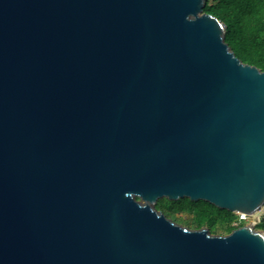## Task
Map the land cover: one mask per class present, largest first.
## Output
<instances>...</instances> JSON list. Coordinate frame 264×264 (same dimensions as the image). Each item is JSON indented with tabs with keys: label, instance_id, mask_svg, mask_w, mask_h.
<instances>
[{
	"label": "water",
	"instance_id": "1",
	"mask_svg": "<svg viewBox=\"0 0 264 264\" xmlns=\"http://www.w3.org/2000/svg\"><path fill=\"white\" fill-rule=\"evenodd\" d=\"M205 1L0 0V264H264L155 208L264 204V70Z\"/></svg>",
	"mask_w": 264,
	"mask_h": 264
},
{
	"label": "trees",
	"instance_id": "2",
	"mask_svg": "<svg viewBox=\"0 0 264 264\" xmlns=\"http://www.w3.org/2000/svg\"><path fill=\"white\" fill-rule=\"evenodd\" d=\"M203 12L224 24L223 40L241 62L264 70V0H206ZM157 204L185 217V226L190 229L205 228L214 235H227L245 226L236 213L203 200L160 198L156 209ZM236 221L239 223L235 225ZM254 227L264 231V212Z\"/></svg>",
	"mask_w": 264,
	"mask_h": 264
},
{
	"label": "rangeland",
	"instance_id": "3",
	"mask_svg": "<svg viewBox=\"0 0 264 264\" xmlns=\"http://www.w3.org/2000/svg\"><path fill=\"white\" fill-rule=\"evenodd\" d=\"M160 210L170 219L177 221L183 225H186L187 220L185 217H183L182 215L178 214V213H174L172 211H170L169 209H167L164 205H160ZM263 206L257 211L255 212L253 215H249L247 216V218L244 221L245 225H249L252 224L253 228L255 229V224L258 222L259 217L261 216V214L263 213ZM239 221H236L234 224H238ZM256 230V229H255Z\"/></svg>",
	"mask_w": 264,
	"mask_h": 264
},
{
	"label": "built area",
	"instance_id": "4",
	"mask_svg": "<svg viewBox=\"0 0 264 264\" xmlns=\"http://www.w3.org/2000/svg\"><path fill=\"white\" fill-rule=\"evenodd\" d=\"M264 212V210H263ZM238 215V220H245L247 218L248 215L244 214V213H236Z\"/></svg>",
	"mask_w": 264,
	"mask_h": 264
}]
</instances>
